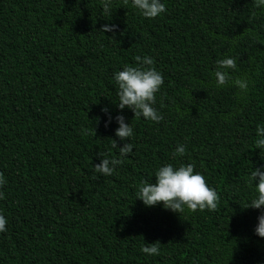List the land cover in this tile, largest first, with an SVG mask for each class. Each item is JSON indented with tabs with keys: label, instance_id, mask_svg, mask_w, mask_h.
<instances>
[{
	"label": "trees",
	"instance_id": "16d2710c",
	"mask_svg": "<svg viewBox=\"0 0 264 264\" xmlns=\"http://www.w3.org/2000/svg\"><path fill=\"white\" fill-rule=\"evenodd\" d=\"M140 16L125 0H0V264H264L261 210L243 208L264 124V8L253 0H163ZM114 25L103 32L104 25ZM148 55L164 78L147 121L116 106L115 71ZM233 57L245 101L214 87L215 61ZM108 109L106 114L103 109ZM131 123L115 136V116ZM109 115L112 122L106 125ZM133 151L111 176L101 156ZM177 143L183 156L172 155ZM165 163H194L219 195L216 210L146 207L134 192ZM264 207V206H262ZM161 254L146 256L143 244Z\"/></svg>",
	"mask_w": 264,
	"mask_h": 264
},
{
	"label": "clouds",
	"instance_id": "9594fccd",
	"mask_svg": "<svg viewBox=\"0 0 264 264\" xmlns=\"http://www.w3.org/2000/svg\"><path fill=\"white\" fill-rule=\"evenodd\" d=\"M140 16L146 19H154L166 12V5L163 0H125ZM256 8H264V0H253ZM102 11L109 14L112 7V0H101ZM114 25H104L101 31L110 32ZM135 66L125 65L122 70L115 71L112 79L116 86L118 102L116 106L121 111L130 109L135 116H140L147 121L159 123L164 117L154 107L156 94L164 83L163 74L154 67L152 57L145 55L135 57ZM236 61L233 57L224 56L215 61L213 70L214 87L223 89L232 87L237 90L238 99L246 100L251 81L246 76L233 77L231 73L236 70ZM103 111L108 114V109ZM113 117L109 115L106 125L112 122ZM118 127L115 129V136L120 140H130L134 135L131 123H126L122 114L115 116ZM113 147L118 149L117 157L101 156L100 163L93 166V172L102 176L114 174L124 158L133 151L132 143H124L118 147L113 140ZM254 146L260 150L261 160H264V124H258L255 128ZM185 145L177 143L172 155L183 156ZM155 182L152 179L140 180L134 192L135 199H139L146 207L160 204L164 209L181 214L185 209L189 212L216 210L219 203V195L207 182L204 175L195 170L194 163H180L173 165L165 163L154 171ZM6 183L0 174V187ZM251 190V195L246 197L240 204L243 208H254L261 210L257 217L258 223L254 233L264 238V164L252 166L244 181ZM4 192L0 190V200L4 199ZM8 219L0 214V233L7 231ZM140 251L146 256H159L161 250L158 243L143 244ZM192 264H198L193 258Z\"/></svg>",
	"mask_w": 264,
	"mask_h": 264
}]
</instances>
